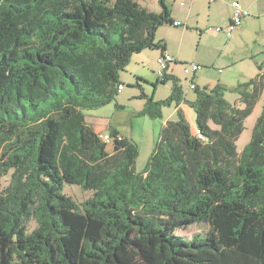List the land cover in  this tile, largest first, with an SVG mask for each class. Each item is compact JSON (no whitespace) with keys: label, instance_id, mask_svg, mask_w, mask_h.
<instances>
[{"label":"trees","instance_id":"1","mask_svg":"<svg viewBox=\"0 0 264 264\" xmlns=\"http://www.w3.org/2000/svg\"><path fill=\"white\" fill-rule=\"evenodd\" d=\"M167 1L177 0L153 13L136 0H0V264H264V103L236 149L264 90L261 66L233 89L241 109L221 84L196 87L189 105L207 141L178 109L141 172L132 141L109 152L86 122L84 111L115 100L133 55L164 48L155 36L172 26ZM157 81L172 82L170 95L141 115L184 102L176 77ZM65 184L92 196L79 205ZM200 223L203 237L175 234Z\"/></svg>","mask_w":264,"mask_h":264},{"label":"rangeland","instance_id":"2","mask_svg":"<svg viewBox=\"0 0 264 264\" xmlns=\"http://www.w3.org/2000/svg\"><path fill=\"white\" fill-rule=\"evenodd\" d=\"M136 1L149 12L161 11L159 0ZM183 1L186 5L194 4L190 13L187 11L188 5L181 7L180 0L173 3L167 1L166 4L171 9L172 17L174 10L176 21L182 22L187 30L181 27L163 26L159 28L156 35V38L161 37L165 43H168L172 50H180L179 56H173L179 59L174 65L175 76L180 79L181 86L186 91L192 76L184 73L183 63L200 64L205 68L198 72V75L202 72H210L216 79L221 78L222 85L227 89L223 95L224 99L233 107L243 108L238 94L233 89L238 83H245L256 78L260 73L257 66H261V71L264 72V0L260 2L259 7L249 9L252 16L244 19L240 28L249 22L247 27H244L241 34L239 32L233 34L230 40L225 35L213 31L215 27H224L222 19L229 7L225 0H220L216 5L211 6L208 5L207 0ZM155 54L157 52L148 51L145 56L149 61H155L157 56ZM123 77L126 79L128 75L125 74ZM210 85L204 82L201 88H209ZM123 87V92L118 94L113 102L98 109L86 110L84 113L87 116V124L95 133H109L110 127H114L136 145L138 156L135 169L141 172L157 149L162 127L165 123L178 121V109L175 104L162 107L161 116L155 118L140 114L149 98L156 102L170 95L172 82L167 81L164 84L158 82L155 72L151 73L147 83L142 84L143 90L136 89L125 82ZM134 94L137 96L130 98ZM189 97H192L191 92ZM263 103L264 90L252 114L243 122L244 130L236 141L237 152H241L250 141L252 128L261 115ZM183 108L185 114L183 112L182 114L193 132L196 125V112L189 104H185ZM211 127L215 128L213 125ZM107 150L112 152V146H107ZM9 179V175L2 179V188L8 185ZM63 194L79 205L92 196V192L82 191L80 187L69 184L64 185ZM34 227L35 223L31 221L29 230ZM208 229L207 224L200 223L176 230L175 234L189 240L197 235L205 236Z\"/></svg>","mask_w":264,"mask_h":264},{"label":"crops","instance_id":"3","mask_svg":"<svg viewBox=\"0 0 264 264\" xmlns=\"http://www.w3.org/2000/svg\"><path fill=\"white\" fill-rule=\"evenodd\" d=\"M192 1H194V0H191L190 2H192ZM219 1L220 0H217L215 3L210 4L208 2V0H207L208 5H210V6L213 5V4L216 5ZM225 1H226V4H229V7H228V9L225 12L224 18L222 19V22L224 23V27H220V28H222L223 31H221L219 34H223V35H225L224 30H225L227 24L229 23V20H230L231 15H232V9L230 7L229 0H225ZM261 1L262 0H241V6H242L243 9L248 11V13H249L248 17H251L252 15L250 14L249 9H254L256 7H259ZM183 2H184V5H181V7H186L188 4L186 5V2L185 1H183ZM187 7H188L187 11L190 13L193 10L194 4H190ZM170 11H171V9H170ZM173 14H174V16L172 17V14H171V18L173 19V21H176V19H175L176 18V14L174 13V10H173ZM248 23L249 22H247L244 27H247ZM244 27L243 28L241 27V28L237 29L236 31H234L229 38H227L226 35H225V37L228 40H230L233 37V34H235L236 32H239V34H241L242 31L244 30ZM181 28L187 30L185 25L183 27H181ZM158 31H159V29L157 30L156 35H157ZM155 41L156 42L160 41L161 43H163L164 48L163 49H156V50H149L148 49V50L142 51L141 53L133 55L132 58H131L130 63L127 65L125 70L120 73V80H121L122 84H123V82H125L126 84H130L131 86H134L136 89H142L143 90L142 84L143 83H147L148 80H150L151 73L152 72L154 73L156 71V68H157L156 59L160 56V54L163 51H165L173 59V62H171L169 64V66H168V69L166 71V75H170V76L176 77L179 80V84L181 86L180 79L177 76H175V73H174L175 72L174 71L175 70V66L174 65H176L178 63L177 61L179 59H177V57L176 58L173 57V56H179L180 55V50L179 49L172 50L170 45L168 43H165L161 37L156 38V36H155ZM148 51L149 52H157V54H155V55H157V56H155V58H156L155 61L154 60L153 61H149L146 58L145 53H147ZM183 64H185V63H183ZM154 65H155V68H154ZM171 65H173V66H171ZM200 66L202 68L198 72L203 71L202 69L205 68L202 65H200ZM198 72H196L195 75L191 78V81H193L195 87L203 89L201 87L203 86L204 82H207V85L211 84L209 88H212L213 86H215L217 84H221L222 85V83H221L222 79L221 78L216 79L215 77H213L211 75L210 72H202V74H200V75H198ZM125 74L128 75V77L126 79L123 77V75H125ZM189 84H190V82L187 85L186 91H184V89L181 86L183 94H184L183 95L184 96V102H182L178 107H176V109H180L184 114H185V109L183 108V106L185 104H189L190 102H193L195 100V90H191L189 88ZM123 89H124V87L119 92V94L123 92ZM190 92L192 93V97L191 98L189 97V93ZM136 96L137 95L134 94V95H131L130 98H135ZM86 119H87V116H86ZM110 130H116L119 133V135H121L123 138H126L120 131H118L114 127H110ZM104 133H106V132H104Z\"/></svg>","mask_w":264,"mask_h":264},{"label":"built area","instance_id":"4","mask_svg":"<svg viewBox=\"0 0 264 264\" xmlns=\"http://www.w3.org/2000/svg\"><path fill=\"white\" fill-rule=\"evenodd\" d=\"M217 0H208L210 4L215 3ZM230 7L232 9V15L229 20V23L227 24L224 32L227 38H229L234 31L240 28L242 22L244 19H246L249 16L248 11L242 8L241 6V0H229ZM180 5H184L183 0H180ZM173 27H183L184 24L180 21H173L172 23ZM213 31L216 33H220L222 28L215 27L213 28ZM173 62L172 57L167 54L165 51H163L160 56L156 59V77L157 80L162 81L164 80V77L166 75V71L168 69L169 64ZM184 66V73L187 75H191L192 77L195 75L196 72L201 70V66L197 63H191V64H183ZM123 86H118V93L122 90ZM189 88L191 90H194L196 87L193 83V81H190ZM194 136H196L201 142H206L207 139L202 135L200 130L198 128H195L193 131ZM99 139L101 142L106 144L107 146L111 145L113 146L115 142H118L123 139V137L119 134L115 136H111L109 133H102L98 134Z\"/></svg>","mask_w":264,"mask_h":264}]
</instances>
